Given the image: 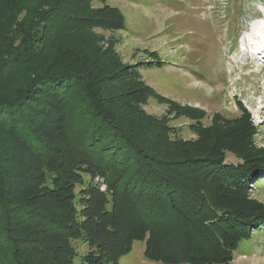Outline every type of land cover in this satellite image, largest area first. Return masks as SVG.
Returning a JSON list of instances; mask_svg holds the SVG:
<instances>
[{
  "label": "trees",
  "instance_id": "obj_1",
  "mask_svg": "<svg viewBox=\"0 0 264 264\" xmlns=\"http://www.w3.org/2000/svg\"><path fill=\"white\" fill-rule=\"evenodd\" d=\"M90 1L41 0L36 26L29 33L36 48L49 52L56 36L67 29L124 28L117 9L105 5L92 10ZM69 48L59 50L54 56L57 59L34 67L13 91H0V132L18 135L25 143H0V262L73 264L71 242L83 236L94 249L87 264H119L132 243L142 241L146 234L143 256L148 261L208 264L211 253L215 254L212 259H218L219 240L224 242L222 248L226 240V233L217 231L215 225L221 221V211L243 223L242 215L230 214L237 208L224 206L219 194L243 186L244 177L216 153H234L232 146L216 142L206 151L209 157L204 151L192 155L196 142L170 139L165 122L142 111L145 99H159L158 93L138 76L128 78L117 71L102 74L98 68L105 57L100 58L97 51L75 42ZM21 63L7 67L11 71L6 81L13 83L14 69ZM25 66L24 61L20 71ZM104 83L123 86L124 91L109 94L98 86ZM164 100L170 113H176V107L185 108ZM40 123H44L41 128ZM44 125L47 133L42 132ZM240 148L236 156L240 162L260 163L247 156V146ZM29 151L36 158L25 161ZM35 159L54 172L52 190H41L43 174L35 165H27ZM251 164L242 167L243 174L252 170ZM15 167L26 168L28 173L8 172ZM80 171L105 177L111 207L104 209L105 196L99 189H91L83 221L77 223L71 191ZM126 226H130L128 230ZM176 228L181 241L169 242ZM203 228L212 237L207 249Z\"/></svg>",
  "mask_w": 264,
  "mask_h": 264
},
{
  "label": "rangeland",
  "instance_id": "obj_2",
  "mask_svg": "<svg viewBox=\"0 0 264 264\" xmlns=\"http://www.w3.org/2000/svg\"><path fill=\"white\" fill-rule=\"evenodd\" d=\"M40 2L0 0V83L5 82L0 91H13L21 77L26 78L28 72L43 62H51L59 50L70 49L73 42L97 51L100 58L105 57L98 68L102 74L117 71L128 78L138 76L160 97L146 98L140 106L142 111L165 122L170 139L196 142L192 155L206 153L216 142L231 145L234 153H216L244 177L242 188L230 187L219 193L224 206L237 208L230 214L242 215L243 223L237 222L239 217L231 218L221 211V221L215 225L217 231L226 233V240L223 248L224 242L219 240L220 257L212 259L215 254L211 253L207 256L211 259L208 264H264V43L259 44L252 35L253 27H264V0H106L103 3L91 0L92 10L105 5L117 9L123 16L124 28L93 27L78 32L67 29L56 36V42L48 47L49 52H40L29 38L36 26ZM20 60L22 63L14 69L17 74L13 83L6 81L11 71L7 67L14 68ZM24 61L28 66L20 71ZM98 86L114 95L124 91L120 85ZM164 98L185 108L176 107L177 112L170 113ZM67 113L72 115V108ZM66 122L69 128L68 118ZM43 124L40 123V128ZM42 128L47 133V127ZM16 136L0 132L1 145L25 146L22 138ZM242 145L249 148L247 156L260 163L240 162L236 156ZM205 156L210 154L207 152ZM33 158L35 154L29 151L24 159ZM41 162L35 159L27 165H35L43 174L41 190H52L55 174L41 166ZM245 164H251L252 170L248 168L243 174L241 169ZM8 172L27 174L28 170L15 167ZM94 188L106 198L104 209L111 207V192L105 177L80 171L71 191L77 223L83 221L85 199ZM209 189L214 192L213 188ZM38 191L39 188L35 192ZM126 227L128 230L130 226ZM202 232L207 249L211 236L204 228ZM173 234L169 242L181 241L178 228ZM147 236L134 241L131 251L119 259V264H161L144 258ZM83 238L71 242L75 252L73 264H87L86 259L94 252ZM160 245L163 254V242Z\"/></svg>",
  "mask_w": 264,
  "mask_h": 264
},
{
  "label": "bare ground",
  "instance_id": "obj_3",
  "mask_svg": "<svg viewBox=\"0 0 264 264\" xmlns=\"http://www.w3.org/2000/svg\"><path fill=\"white\" fill-rule=\"evenodd\" d=\"M252 35L254 38H257L259 44L264 43V27H261L260 29L254 28L252 29Z\"/></svg>",
  "mask_w": 264,
  "mask_h": 264
},
{
  "label": "crops",
  "instance_id": "obj_4",
  "mask_svg": "<svg viewBox=\"0 0 264 264\" xmlns=\"http://www.w3.org/2000/svg\"><path fill=\"white\" fill-rule=\"evenodd\" d=\"M155 263H157V262H155Z\"/></svg>",
  "mask_w": 264,
  "mask_h": 264
}]
</instances>
